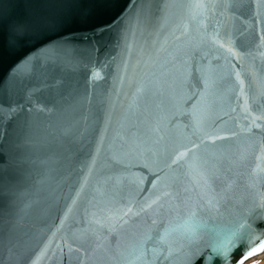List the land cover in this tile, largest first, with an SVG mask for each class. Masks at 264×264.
<instances>
[{
    "label": "water",
    "instance_id": "water-1",
    "mask_svg": "<svg viewBox=\"0 0 264 264\" xmlns=\"http://www.w3.org/2000/svg\"><path fill=\"white\" fill-rule=\"evenodd\" d=\"M69 103L85 131L37 185L22 127ZM261 157L264 0H0V264H204L232 233L229 264H258Z\"/></svg>",
    "mask_w": 264,
    "mask_h": 264
},
{
    "label": "snow or ice",
    "instance_id": "snow-or-ice-1",
    "mask_svg": "<svg viewBox=\"0 0 264 264\" xmlns=\"http://www.w3.org/2000/svg\"><path fill=\"white\" fill-rule=\"evenodd\" d=\"M231 51V49H229ZM65 60L68 63L72 62L70 55L64 54ZM32 69H25L18 74L20 77H26L31 74ZM99 77V73L95 74ZM239 79V77H237ZM241 91H243V81H240ZM86 99V98H85ZM87 117L84 112L80 111L75 104L69 103L66 107L61 109V117L56 123H49L42 120H28L22 127L23 141L26 146L22 153L23 160L29 165H37L38 168L30 169V174L36 176L35 183L37 185H44L50 183L54 177L52 173L61 175V178L66 175L62 171L63 161L66 160L71 150H74L73 146L83 135L86 128ZM223 139V137H218ZM214 143V141H213ZM199 147V145H194ZM192 150V149H190ZM206 149H201L200 153L193 152V159L189 167L197 171L204 179V182H208V176L206 173L214 172L219 167L223 166L224 161H217L205 154ZM187 153L180 152L176 156V160L181 159ZM89 167L92 166L93 156H89ZM264 159V157H261ZM175 162V161H174ZM229 164L233 161H229ZM254 174L264 173V167L257 164L253 169ZM264 199V197H262ZM211 201L209 204L211 205ZM151 207V205H149ZM131 209H129L130 211ZM195 213H193V216ZM184 236L189 242H193L197 239L198 229L193 224H188L185 227ZM243 239L238 233H232L225 236L220 241H214L208 245L211 249L208 255L204 257V264H209L211 258L220 256L223 264H229V253L236 247L238 243ZM248 250L244 255V259L251 258L252 256L264 252V243L259 247L255 245L246 246ZM242 264V261L239 262Z\"/></svg>",
    "mask_w": 264,
    "mask_h": 264
},
{
    "label": "rangeland",
    "instance_id": "rangeland-1",
    "mask_svg": "<svg viewBox=\"0 0 264 264\" xmlns=\"http://www.w3.org/2000/svg\"><path fill=\"white\" fill-rule=\"evenodd\" d=\"M258 264H264V259H262Z\"/></svg>",
    "mask_w": 264,
    "mask_h": 264
},
{
    "label": "bare ground",
    "instance_id": "bare-ground-1",
    "mask_svg": "<svg viewBox=\"0 0 264 264\" xmlns=\"http://www.w3.org/2000/svg\"><path fill=\"white\" fill-rule=\"evenodd\" d=\"M262 259H264V255H263L262 257H260V261H261ZM260 261H259V262H260Z\"/></svg>",
    "mask_w": 264,
    "mask_h": 264
}]
</instances>
